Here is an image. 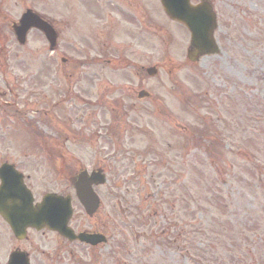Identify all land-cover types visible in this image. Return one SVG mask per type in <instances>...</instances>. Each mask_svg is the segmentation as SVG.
<instances>
[{"label": "rangeland", "instance_id": "374dc122", "mask_svg": "<svg viewBox=\"0 0 264 264\" xmlns=\"http://www.w3.org/2000/svg\"><path fill=\"white\" fill-rule=\"evenodd\" d=\"M48 2L0 0V159L28 174L37 196L67 190L79 166H108L115 240L134 254L123 255L115 241L114 264H264V0H243L237 17L221 23L218 53L190 66L180 65L183 28L158 0H146V28L170 32L116 34L114 63L83 66L79 80L71 66L66 76L56 72L60 55L50 56L39 33L19 46L10 31L26 8L49 16ZM73 51V59L93 57ZM151 66L154 77L144 72ZM142 89L149 99H137ZM27 121L50 144L28 148ZM207 128L206 139L195 136ZM148 148L162 156V168L149 165L148 176L135 178L154 159L143 157ZM156 192L144 215L154 209L157 223L136 224L134 205L145 207L142 199ZM174 222L190 233L193 262L150 239ZM55 243L51 235L52 250Z\"/></svg>", "mask_w": 264, "mask_h": 264}, {"label": "flooded vegetation", "instance_id": "af4514ba", "mask_svg": "<svg viewBox=\"0 0 264 264\" xmlns=\"http://www.w3.org/2000/svg\"><path fill=\"white\" fill-rule=\"evenodd\" d=\"M48 2L49 14L59 13L58 19L50 15L44 19L51 25L57 35V44L53 54L59 53V74L66 76V67L71 66L77 72L83 66L109 65L114 63L113 49L116 34H125L127 37H139L145 32H170L162 29L148 30L146 28V0H50ZM58 1V2H57ZM243 0H189L190 6L196 7L205 4L214 14L216 27L214 35L216 41H220L221 23L233 14L237 17L242 11ZM68 32H73L69 37ZM90 34H89V33ZM188 33V32H187ZM72 46V47H70ZM73 49L78 50V55L93 53L89 59L69 56ZM194 51L187 46L186 51ZM105 58V59H104ZM188 63V62H187ZM38 145H46L41 142ZM122 144V143H120ZM145 155L153 154L152 150H145ZM7 161L0 159V165ZM15 164L12 161H7ZM19 171L20 169L14 165ZM86 171L87 177L101 172L105 183L96 185L91 181V189L98 198V208L91 215H85L82 207L76 200L77 211L74 213L69 225L76 233L84 232L90 235H103L104 242L90 246L78 241L69 242L48 230L35 231L26 229L21 239L16 238L4 220L0 217V264H8L13 257V264H114L115 243V185L108 166L80 167L76 174L68 179L67 190L59 192L66 196L74 193V184L78 172ZM24 184L33 193L30 176L23 174ZM37 202V201H35ZM75 205V206H76ZM74 206V204H73ZM51 235L55 238L56 247L51 249ZM179 235V234H178ZM175 249L179 251L178 238H174ZM103 251H106L104 253ZM104 253V254H103ZM85 256V262L83 257ZM175 255H179L178 252ZM189 256V246L187 249Z\"/></svg>", "mask_w": 264, "mask_h": 264}, {"label": "water", "instance_id": "95a60500", "mask_svg": "<svg viewBox=\"0 0 264 264\" xmlns=\"http://www.w3.org/2000/svg\"><path fill=\"white\" fill-rule=\"evenodd\" d=\"M165 14L172 20L182 23L191 34V44L196 48L194 55H209L215 53L216 47L212 40V30L215 21L207 19L202 9H191L188 0H160ZM35 28L42 31L48 38L52 34L48 25L36 14L26 11L17 25L13 26L14 34L20 44L25 43L28 30ZM189 54V59L194 61L195 56ZM154 68L147 70L149 75L155 74ZM141 92L139 97L146 96ZM0 214L10 225L15 234L23 231L26 227L36 229L48 228L58 232L69 240L96 244L102 238L88 237L84 234L75 236L67 227L72 210L68 198H62L54 194H47L42 201L32 206V198L22 185L21 178L8 165L0 167ZM77 197L85 207L87 213H92L96 202L91 195L84 193L81 187L76 186ZM92 201V203L90 202Z\"/></svg>", "mask_w": 264, "mask_h": 264}, {"label": "trees", "instance_id": "16d2710c", "mask_svg": "<svg viewBox=\"0 0 264 264\" xmlns=\"http://www.w3.org/2000/svg\"><path fill=\"white\" fill-rule=\"evenodd\" d=\"M200 137L202 136V134H198ZM133 218H134V220L136 221V222H142V220H141V217H140V215L139 214H136V216L135 215H133Z\"/></svg>", "mask_w": 264, "mask_h": 264}]
</instances>
